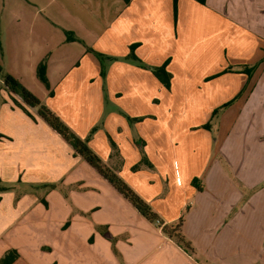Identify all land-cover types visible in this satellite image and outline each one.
Returning a JSON list of instances; mask_svg holds the SVG:
<instances>
[{"label": "crops", "instance_id": "obj_1", "mask_svg": "<svg viewBox=\"0 0 264 264\" xmlns=\"http://www.w3.org/2000/svg\"><path fill=\"white\" fill-rule=\"evenodd\" d=\"M41 2L0 3L3 71L88 139L162 226L187 208L182 231L193 253L140 215L0 78V259L15 249L14 264H264V62L251 79L239 75L253 90L240 101V117L230 107L213 118L215 128H204L232 98L231 78L202 92L178 77L181 87L173 79L167 90L149 68L115 62L104 76L97 59L133 48L135 58L161 64L176 50L175 71L193 72L198 47L183 46L179 35L195 24V0H177L176 15L174 0ZM236 2L248 24L264 28V0ZM213 148L208 168L202 155Z\"/></svg>", "mask_w": 264, "mask_h": 264}, {"label": "rangeland", "instance_id": "obj_2", "mask_svg": "<svg viewBox=\"0 0 264 264\" xmlns=\"http://www.w3.org/2000/svg\"><path fill=\"white\" fill-rule=\"evenodd\" d=\"M20 1L28 2L29 0H0V3L8 4L9 8L10 3ZM230 1L231 0H195L196 9L192 16L195 24H192L189 27L187 26L184 33L179 35V42L183 46H187L191 50H193L194 47H198L194 61H190L193 72L179 75L175 71L176 63L180 60V58H177L176 50H174V52H169V56L164 57L161 64H155L157 62L155 57H153V59L156 60V62H152L153 60L145 62L140 58H134L133 55H130L131 53H134V50H131L133 52H130L127 57L112 56L110 54L97 55V59L102 66V72L104 70L103 75L106 76L108 67L115 62L132 63L140 68H149L152 72L155 68H160L166 65V69L170 68V70L173 71V76L170 73L171 81L173 79H178V77H183L182 82L185 86L190 84L194 85L202 92L210 89V86L208 85L209 82H213L214 86L219 88L220 85H216L214 81L218 83L226 80L225 78H231L233 82L232 98H230L226 104H222L214 110L212 120L206 124L208 126L204 125V128H208L209 125L213 127L214 124L215 128L217 122L213 121V118L215 116L219 117L230 107L233 108L234 113H237V117H240V101L244 95L246 97L251 95L253 90H250L247 87L248 82L250 81L245 82L244 86L241 87L239 84L241 81L239 75H248L249 79H251L258 65L264 62V28L262 29L260 27L261 25L255 22V25L248 24L252 19L249 16L250 14L248 11L243 9L241 4H237L236 0L233 1V5L231 6ZM41 3L46 5L53 2L52 0H42ZM53 6H55V4ZM246 9H248L247 5ZM244 11L245 14L243 15ZM9 12L11 13L12 10L9 9ZM43 15H45V12L42 13V16ZM2 26L3 24L0 20V31ZM247 31H249L255 39H258V48L263 52L262 56L258 57L255 54H252L253 44H249L251 40L248 38L249 35L245 33ZM145 58H149V56H146ZM256 60L257 63L253 65V70L250 74L243 72L252 61ZM170 64L171 66H169ZM174 82L175 84H178V88L181 87V80H175ZM235 83H237V86H235ZM104 94L106 97L105 99H108V90L106 88H104ZM129 124L134 125L135 123L129 121ZM212 129L210 130L213 131ZM140 152L141 164L139 167H143V165L148 163V160L146 153L142 150H140ZM216 155V150L214 148L210 152L209 157L205 153L202 155V161L206 162V167L209 168L210 163L215 161ZM146 168L149 169L148 167ZM193 185H196V180L193 181ZM180 215L181 217L176 220L175 224H178L181 220L183 225L187 215V208L183 214ZM182 230L183 228L181 227L180 233L183 235Z\"/></svg>", "mask_w": 264, "mask_h": 264}, {"label": "trees", "instance_id": "obj_3", "mask_svg": "<svg viewBox=\"0 0 264 264\" xmlns=\"http://www.w3.org/2000/svg\"><path fill=\"white\" fill-rule=\"evenodd\" d=\"M174 13L177 11V0H174ZM69 35V33H67ZM133 50V48H132ZM133 55V53L131 54ZM135 58V56L133 55ZM251 68H246L243 72L250 74ZM154 75L167 88L171 86V74L167 71L166 65L153 70ZM40 80L48 87L46 77V66L42 63L38 69ZM0 78L5 86L13 93L21 96L24 102L38 109L39 115L58 133L60 134L91 167H93L105 180H107L133 207L150 222H156L160 227L162 221L159 215L152 207L143 200L118 174L108 168L101 158L90 148L88 139L78 137L56 114H54L47 106L43 105L39 98L25 88L18 79L3 71L0 65ZM182 222L174 225L162 226L163 233L170 239H174L176 243L188 253H193V248L185 237L180 233ZM19 258V253L15 249L8 250L0 259V264H14Z\"/></svg>", "mask_w": 264, "mask_h": 264}]
</instances>
